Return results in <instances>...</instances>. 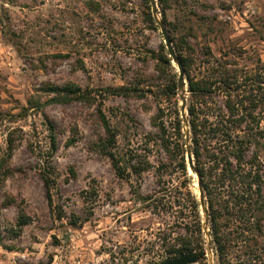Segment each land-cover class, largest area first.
Segmentation results:
<instances>
[{"label":"rangeland","instance_id":"1","mask_svg":"<svg viewBox=\"0 0 264 264\" xmlns=\"http://www.w3.org/2000/svg\"><path fill=\"white\" fill-rule=\"evenodd\" d=\"M147 11L145 0H0V264H156L168 256L164 237L193 227L197 177L152 125L159 108L166 125L172 118L171 74L159 66L163 37ZM166 18L186 34L195 64L209 46L229 66L264 72V0H169ZM66 85L94 99H73ZM98 107L115 129L114 151L139 173L119 175L95 149L105 137ZM45 118L57 130L51 158Z\"/></svg>","mask_w":264,"mask_h":264},{"label":"trees","instance_id":"2","mask_svg":"<svg viewBox=\"0 0 264 264\" xmlns=\"http://www.w3.org/2000/svg\"><path fill=\"white\" fill-rule=\"evenodd\" d=\"M145 2L147 19L152 27L158 28L149 0ZM157 4L185 71L189 147L205 195L215 264H264V160L261 155L264 151V126L261 124L264 119V72L229 66L213 56L209 46H205V57L195 64L186 34H179L180 26L166 18L169 0H157ZM158 58L161 70L166 67L171 74L166 92L172 102V118L168 130L164 110L159 108L152 125L162 137L164 149L172 157H178L180 168L187 174L185 137L176 96L178 73L174 72L163 41ZM62 89L73 99L90 102L94 99L78 86L66 85ZM103 90L107 95H128L129 88L107 86ZM216 96H220V100ZM98 115L105 137L99 136L95 149L110 158L119 175L124 171L139 173L141 168L131 164V156L125 160L114 151L115 129L100 107ZM45 124L49 132L45 151L51 158L57 149V130L50 119L45 118ZM168 131H171L170 136ZM74 135L71 133L67 144L75 142ZM7 146L10 154L11 140H7ZM4 160L0 162V171L6 175ZM41 177L46 188H50L48 172L41 170ZM188 201L193 227L184 234L173 236L171 232L166 235L164 251L168 256L194 251L197 262L207 264L200 203L190 190ZM26 221V214L20 208L16 225L21 227Z\"/></svg>","mask_w":264,"mask_h":264},{"label":"water","instance_id":"3","mask_svg":"<svg viewBox=\"0 0 264 264\" xmlns=\"http://www.w3.org/2000/svg\"><path fill=\"white\" fill-rule=\"evenodd\" d=\"M150 8H151V14L155 20V23L158 25L160 32L163 37V42L166 46L168 55L171 57L172 63H174L177 67L178 77H177V94L180 100L179 109H180V117L182 119V126H183V132L185 137V146H186V161L188 168L195 173L197 177V188H198V195L197 198L200 203V209L202 213V231L206 238V257H207V264H213V258H212V247H211V236L209 232V226H208V213H207V207L205 204V195L204 191L199 179V175L196 171L194 162H193V156L191 155L190 147H189V130H188V120H187V109H186V103H187V84H186V78H185V71L183 64L179 57L177 56L173 44L171 42V39L169 37L168 31L166 29V26L161 18L159 16V9L157 5L156 0H149ZM69 97L68 94H64L62 96H57L50 98L46 102H44L42 105H48V104H54L61 101L67 100ZM197 262V256L194 251L180 253L176 256H167L161 259L156 264H193Z\"/></svg>","mask_w":264,"mask_h":264}]
</instances>
